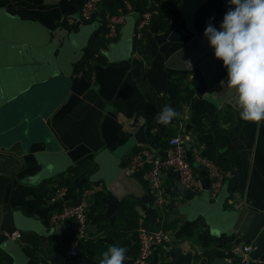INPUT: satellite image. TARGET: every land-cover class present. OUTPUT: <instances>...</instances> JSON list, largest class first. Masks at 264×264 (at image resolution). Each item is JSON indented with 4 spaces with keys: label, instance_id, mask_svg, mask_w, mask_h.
Wrapping results in <instances>:
<instances>
[{
    "label": "crops",
    "instance_id": "0c3cea01",
    "mask_svg": "<svg viewBox=\"0 0 264 264\" xmlns=\"http://www.w3.org/2000/svg\"><path fill=\"white\" fill-rule=\"evenodd\" d=\"M85 2L0 0V264H99L103 257L84 252L90 240L125 247L123 264H131L137 238L112 236L113 228L130 223L126 202L146 226H163L173 236L170 247L158 248L149 264H172V248L191 253L194 264L211 260L217 250L230 252L235 237L185 212L173 172L163 175L162 215L149 167L128 168L137 150L170 156L168 139L181 134L195 171L201 173L193 157L197 150L232 173L215 199L204 191L199 199L223 202L225 209H232L229 200L241 205L235 209L264 207V119H241L234 91L221 85L226 69L203 36L210 18L219 27L227 0H150L154 16L141 39L136 27L142 13L116 0L124 23L115 40L107 39L105 5L84 21ZM97 36L106 37L101 57L92 55ZM119 47L130 57L121 58ZM159 53L170 66L168 90L164 95L154 89L156 99L150 102L135 68H146L148 58ZM165 105L177 113L167 125L157 122ZM60 187L65 197L51 202ZM84 189L90 192L91 238L70 260L75 223L54 226L50 217L64 203L77 202ZM8 214L17 225L12 234L5 231Z\"/></svg>",
    "mask_w": 264,
    "mask_h": 264
},
{
    "label": "built area",
    "instance_id": "2783aa9c",
    "mask_svg": "<svg viewBox=\"0 0 264 264\" xmlns=\"http://www.w3.org/2000/svg\"><path fill=\"white\" fill-rule=\"evenodd\" d=\"M102 2L103 0H86L81 12L82 20H91ZM125 4L129 10L133 8V5L130 3L125 2ZM153 16V11L145 12L141 15L136 27V38L141 39L143 30L151 24ZM123 23V14L110 16L107 22V39H117L120 26ZM185 139L186 138L181 134H176L168 139V146L171 150V154L168 157L162 158L156 156L151 150L141 149L130 154L128 158V168L133 171L143 169L145 166L149 167V179L156 195V207L162 215H164L167 203V199L163 192V175L165 173L177 172L180 176L182 185L196 195L204 191L203 180L200 174L195 171L187 157ZM193 157L195 162L206 170L207 176L211 181L209 192L211 198L215 199L223 186L232 179V173L224 170L213 159L203 156L197 150L193 151ZM89 194V190L84 189L77 202L74 204L64 203L62 207L54 211L50 217V222L54 226L64 221H73L75 223L74 239L69 247L70 260L78 258L81 244L83 241L91 238V231L88 223V213L91 206ZM65 195L66 189L64 187L57 188L51 202L62 200ZM228 206L232 208L241 207V205L234 202V200H229ZM18 237L19 236H16V238ZM137 242L138 255L131 264H149L158 248L170 247L173 243V236L169 231L164 229L163 226L154 229L149 228L143 220H140L137 231ZM255 251L256 246L254 244L249 246H235L230 250L227 260L232 261L239 256L242 258L244 264H255L260 261L258 258L254 257Z\"/></svg>",
    "mask_w": 264,
    "mask_h": 264
},
{
    "label": "clouds",
    "instance_id": "9594fccd",
    "mask_svg": "<svg viewBox=\"0 0 264 264\" xmlns=\"http://www.w3.org/2000/svg\"><path fill=\"white\" fill-rule=\"evenodd\" d=\"M219 27L210 18L203 36L226 69L222 86L234 91L240 117L264 119V0H227ZM190 66V61H186ZM177 115L165 105L157 122L167 125ZM126 248L110 245L99 264H123Z\"/></svg>",
    "mask_w": 264,
    "mask_h": 264
},
{
    "label": "water",
    "instance_id": "95a60500",
    "mask_svg": "<svg viewBox=\"0 0 264 264\" xmlns=\"http://www.w3.org/2000/svg\"><path fill=\"white\" fill-rule=\"evenodd\" d=\"M117 53L121 58L130 57L128 50L121 47H119ZM169 67L165 56L159 53L155 57L148 58L146 68H144V65L135 68L137 84L148 101L152 102L156 99L154 89L164 95L167 94V68ZM200 169L204 192H209L211 181L207 176L206 170L203 167ZM173 173L176 179L175 192L180 194L187 202L184 207L185 212L192 217L202 216L212 229L221 231L228 237H235L232 248L255 244L254 257L260 260L255 264H264V207L261 210H254L248 207L225 209L221 205L223 202L216 201L211 203L210 201L199 199L194 192L182 185L179 174L177 172ZM5 231L7 234L17 231L13 214H8L5 217ZM6 239V235H3L2 240ZM169 255L173 259L172 264H194L193 255L184 253L180 248H172ZM228 257L229 252L217 250L211 260L200 264H244L239 256L232 261L227 260Z\"/></svg>",
    "mask_w": 264,
    "mask_h": 264
},
{
    "label": "trees",
    "instance_id": "16d2710c",
    "mask_svg": "<svg viewBox=\"0 0 264 264\" xmlns=\"http://www.w3.org/2000/svg\"><path fill=\"white\" fill-rule=\"evenodd\" d=\"M125 2L130 3L133 6H137L140 13L150 12L153 11V6L150 3V0H123ZM101 5H105L106 9L108 10L110 16H116L117 13V3L116 0H103ZM139 45V43H136V47ZM107 47L106 44V37L105 36H97L94 39L93 47H92V55H99L101 57L100 52L101 50L105 49ZM85 169H90V166H86ZM79 172L76 170L74 174H78ZM124 207L126 208L128 215L130 217V223L123 228H113L115 231H113L112 236H114L118 241H121L122 239L128 237L129 235H132V237L137 238V231L139 228V217L137 212L134 209V205L126 202L124 204ZM31 243L34 246H37V240L35 238H32ZM108 248L104 247L100 243H95L93 241H87L84 243V252L88 254L90 257H96V256H102L103 252H105ZM44 264H47L45 261ZM165 264V263H161Z\"/></svg>",
    "mask_w": 264,
    "mask_h": 264
}]
</instances>
